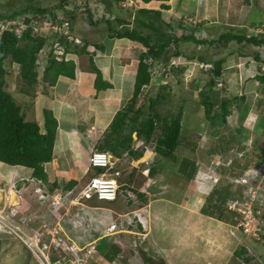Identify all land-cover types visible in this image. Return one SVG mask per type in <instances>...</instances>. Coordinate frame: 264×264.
I'll use <instances>...</instances> for the list:
<instances>
[{
    "label": "crops",
    "instance_id": "crops-1",
    "mask_svg": "<svg viewBox=\"0 0 264 264\" xmlns=\"http://www.w3.org/2000/svg\"><path fill=\"white\" fill-rule=\"evenodd\" d=\"M182 1L185 2V0ZM242 2L243 0H196L195 9L191 12V18H193L195 23H201L199 30H210V27L225 29L226 26L240 27L243 25L245 29L248 27L251 30L255 29L256 32L264 33V0H249L248 3L244 4ZM185 3L187 4V2ZM159 5L160 1L158 0H151L147 3L140 0L138 8L158 9ZM252 11H257V14L253 18H249ZM258 15H260V18ZM245 21L247 22L246 25ZM257 26H260V29ZM78 34L83 36L81 33ZM82 38L85 37L83 36ZM101 41H91L92 43L104 45L103 49L95 48L93 59L95 65L101 71L103 80L109 83V87L96 90L94 86L95 72L89 65V55L72 54L71 58L76 64L74 76L59 75L56 82L51 86L39 83L35 88V92H33V98L30 97L33 103L35 101L34 110L36 114L31 110L26 111V115L31 118L28 121H37L36 123L40 126L41 131H44L45 110L51 111L57 120L55 135V139L57 136V142L55 143L54 140L53 143V158L43 164L47 174L46 183L50 186L52 183H57L58 187L64 188L67 182L74 180L75 184L70 188H79L90 175L94 174L96 169L88 168L87 166L88 157L91 151L97 148L104 130L110 124L115 113L126 104L133 93L138 63L136 58L139 55L135 56V48H141V44L124 37L110 38L107 37V33L104 34ZM245 58H249V56H245ZM254 61V59H249L244 64L239 61L233 69L229 70L237 79V83L242 85L243 88L245 87V94L235 96L243 97L244 101L248 100L246 108L244 107L243 110H240L239 105H234V107L237 106V110L229 109V114L224 122L221 121V117L215 114H211L214 117L213 120L207 119L205 115L204 118L195 115V131L189 128V148H185L189 151V156L177 155L179 156V158H176L177 161L181 160L178 163L176 162L175 171L171 172L173 188L169 187V183L166 182L163 168L158 169L154 177L145 178L143 174V178L137 167L133 166L131 162L130 166L128 165L129 159L130 161L135 159L130 158L126 154L121 157L112 156L113 161L115 160V167L121 170V176L119 177L121 183H127V180H122V178L123 176L124 178L128 177L129 173H133L134 178L141 179L142 183L137 188L139 190L137 192L142 193L145 200L140 198L137 193V203L128 202L124 197L119 196L114 203L89 200L79 205L71 206L70 214L65 216L66 220L60 222L69 239L79 242L80 245H83V241H93L96 243L97 249L103 240L106 239L108 248H105L102 259L96 260V262L98 261L101 264H119V255L125 252L126 239L129 240L130 238L125 233L130 234V232H119L115 228V230L105 234L104 229L106 225L112 222V219L115 220L119 213L122 214L131 209L138 211L146 221L147 238L145 242L147 241V246L149 245L148 249L153 247L152 249L157 251L156 249L160 248L159 256H162V253L172 252L171 249H175L173 246L175 240H173L174 237L172 235L176 233V230L179 229L180 231L181 228L189 231L191 234L189 237H193L200 227L203 231L209 226L211 228L215 226L218 229L236 234L238 230L236 229L234 214L227 210L218 198L225 190H228L231 196L235 197L238 188L227 178L225 182L222 176L239 175L248 166L255 167L264 163V133L258 131V128H264V96L259 98L257 102V106L261 107L260 113L257 112L259 107L253 108L251 105V101L254 100L253 98L256 96L257 91L260 90V85L255 84L257 80L254 79V75L257 71L258 63L255 61V64ZM261 94L264 95L262 88ZM249 115L253 116L251 123L248 119ZM64 119H68L69 122L65 121L64 123ZM226 130H232L231 135L228 137L224 136ZM226 149L235 151L230 159L228 158L229 155L226 157ZM186 157L189 158V165L186 166V169H182L180 164ZM220 159L223 162L219 165L217 160ZM208 161H212V163L210 164ZM204 164L206 169L202 166ZM235 168L237 171H235ZM30 173L31 169L29 168L20 165H9L0 161V214L10 217L11 220L14 217L17 222L16 217L21 213L23 215V223L19 224L22 226L27 221L30 225L36 227L42 222L54 224L56 220L45 207L35 205L36 203H29V198L26 199L19 210L5 206L7 203V183L17 175L23 176ZM162 175L164 179L159 183L160 180L157 177ZM201 176L205 180L202 183L204 187H197ZM186 177L185 188L189 189V198L186 196L185 190L182 191L180 200L171 199L170 195L165 196L162 194L156 199L146 195L148 193L157 194L162 191L167 193L168 189H170V192L176 191L174 187H177L178 182ZM213 178H217V181L213 180ZM147 179H152L149 183L153 185H149V183L147 185ZM166 183H168V186ZM131 185L134 186L135 184L132 183ZM152 189L154 190L152 191ZM197 190L204 192L201 201L198 200L201 197L194 193L198 192ZM7 197H9V194ZM158 203H164L169 210L165 213L162 212L163 210H159ZM27 205H31L30 208L32 207L28 215L26 213L23 214V211H21ZM183 216L185 218L182 225H185L181 226L179 219ZM155 217L159 220L161 219V221L156 222L154 220ZM130 229L135 230V228ZM154 231L155 236H153ZM13 236L10 232L0 231V263L6 260H16L15 253L18 250L12 249L11 243L9 247L8 243H6L8 239L12 241L17 239ZM246 239L257 244L263 243L264 245V242H256L248 237ZM190 240L194 244L201 239L190 238ZM115 241L119 242L118 246L122 244L119 254L117 252L111 253L109 250L110 247L116 244ZM245 242V239L241 241L240 246ZM192 243L190 251L195 250L196 252L199 245H193ZM22 246L25 248L24 245ZM254 247L252 255L260 264H264V247H259V249ZM24 250L26 251L24 254L19 250L22 256V264L27 262L28 258L26 255L31 258V262L38 264L27 248ZM96 254L98 253L94 255ZM56 255L57 253L53 251V256L55 257ZM106 255L108 259L105 258ZM174 257L176 256H172V258ZM188 258L189 264H198L197 262H199L196 256L189 255ZM173 261V264L185 263L184 259L178 260L177 263L175 260Z\"/></svg>",
    "mask_w": 264,
    "mask_h": 264
},
{
    "label": "trees",
    "instance_id": "trees-1",
    "mask_svg": "<svg viewBox=\"0 0 264 264\" xmlns=\"http://www.w3.org/2000/svg\"><path fill=\"white\" fill-rule=\"evenodd\" d=\"M99 1L102 2L104 6H107L109 12H112V7L115 6V8H117V4L120 0ZM141 1L147 3L151 0ZM158 1H160L158 9L141 7L130 14L129 19L115 15V25L110 19L107 18L105 20L108 28L107 37L128 38L139 42L145 49L141 51L137 57L138 63L131 97L126 104L115 113L110 124L104 130L97 148L93 150L105 151L115 157H121L123 154H126L130 158L139 159L142 157L148 144L152 143L154 139L155 155L176 161L177 154H175V149L179 145L184 148H189V140H185L186 136H183L181 113L176 115H174V113L162 115L157 110L156 106L166 97L164 93H156L155 97H150L149 104L146 106L143 104L137 105L139 94L143 87L148 85L151 80V69L153 65L160 64L162 67H165V65L170 64L171 58H177L183 55L184 53L179 49L180 42L189 41L196 45L208 46L218 45L217 49L219 45L228 47L232 42L240 45V47H260L264 45V33H260V35L257 33H248L245 28L235 26H226L224 31H220L215 38L211 39L198 38L195 36L194 31L191 30L189 34L181 33L177 35L172 24H166V28H163L161 25V23L164 22L162 18L163 11L170 8L169 3H166L168 0ZM0 2H2L0 3V21L12 22L15 20H22L25 24V28L20 32L8 28L0 34V161L9 165H20L29 168L31 169L30 174L46 182L47 174L43 164L51 161L53 158V143L57 130V120L51 111L45 110L44 131H41L40 126L35 121L24 119L20 105L13 99L11 93L6 90L7 70L5 61L7 60L9 63H16L20 66V76L26 85V87L24 86L22 89L25 92H29L33 89L35 90L39 83H45L47 86L53 85L59 75L73 77L76 64L71 58V55L88 54L89 65L95 72V89L101 90L110 85L103 80L100 69L94 63L93 57L96 50L92 52V47L103 49L104 45L92 43L87 38H82L83 36L79 35L78 32L73 31L74 24L72 20L76 15L74 9L68 7L71 3L70 0H0ZM244 2L248 3L249 0H244ZM58 12L62 13L61 17L57 15ZM39 18H41V20H39ZM63 18L69 19V32L78 35L82 39L83 44L81 47L77 45L72 46L65 35L56 38L57 35L50 32L39 35L33 31V24L39 26L41 22L61 23L64 20ZM130 24H133V26L130 27ZM177 26H181V24ZM198 28H201V23L196 25V29ZM143 29L150 30V32L144 33L142 31ZM48 38H54L59 45H64L66 52L65 55H62L63 57L61 59H57L54 55L52 43H49L47 49L48 54L41 75L36 63L38 59L37 54L47 43ZM228 53L237 54L238 56L251 55L253 59L256 60L258 68L254 75V79L258 81V84L264 91V69L262 67L264 65V57L261 56V53L257 50L250 53L240 50H237L235 53L234 50H231ZM66 56L67 58H65ZM185 56L189 59L197 58L203 63L209 64V67L204 69L206 70L205 73L207 78L204 82V88L199 94L201 96L200 103L204 106L205 117L213 120L214 117L211 116V112L215 103L212 96L214 93H217L213 87L218 81L221 82L220 79L225 57L212 59V57L207 56L206 53H200L199 55L189 54ZM172 68L178 67L173 66ZM180 70L182 71L183 69L181 68ZM238 98L242 103L244 102L243 97ZM234 99H236L235 96L232 99L223 98L220 101V117L222 122L225 121L226 116L229 114V106ZM138 140H140L142 144L136 146L135 142ZM181 163L180 167L186 169V166L189 165V158L186 157ZM261 165L264 166V163ZM146 168L148 169L149 175H143L145 178L154 177L158 170L156 165H147ZM160 168H162V166H160L159 169ZM93 169H96L93 174L95 175L103 171L104 168L94 167ZM243 171L239 175H229V178L241 176ZM258 178L259 174L255 177L251 176L249 182L254 184ZM122 180H127V183L119 188L117 197L122 196L123 190L129 187H131L136 194L139 192L137 188H139L142 181L141 179L138 180L134 178L133 173H129L126 178L123 176ZM132 183L135 185H131ZM74 184L75 181L70 180L62 189H69ZM47 186L50 191H53L55 188H61L57 186V183H52L51 186L47 184ZM2 190L4 189L2 188ZM237 191L234 197L231 196L228 190H225L218 198L222 205L224 204L223 206L234 214L233 216L236 224L237 220L235 217L238 216V213L228 207V202L241 196L242 188L238 187ZM138 195L140 198L144 199L142 193H138ZM117 197L114 200H93L103 203H114L117 201ZM127 201L131 202L130 200ZM137 228L139 230L141 229L140 224ZM236 229L243 234L239 227H236ZM244 236L247 237L246 235ZM146 238L139 242H145ZM255 241L264 242V235L261 233V237ZM29 252L31 253V251ZM146 255L148 257L143 256V260L153 264V258L148 255V253H146ZM233 255L239 258L236 264H260L259 261L255 260L254 255L248 253L246 247L243 245L240 246L238 250H235ZM159 264H162V260L159 261Z\"/></svg>",
    "mask_w": 264,
    "mask_h": 264
},
{
    "label": "rangeland",
    "instance_id": "rangeland-1",
    "mask_svg": "<svg viewBox=\"0 0 264 264\" xmlns=\"http://www.w3.org/2000/svg\"><path fill=\"white\" fill-rule=\"evenodd\" d=\"M182 0H168L167 3H169L170 8L168 10L163 11L162 18H163V23H161L163 28H166V24H172L175 28V32L177 35H180L181 33H186L189 34V31H194V34L198 38H204L206 37L207 39L214 38L218 35L220 31H224L225 29H220V28H214L210 27V30H199L196 29V24L193 21V18H191L192 13L195 9V3L196 0H185V2H181ZM70 4L68 7H71L75 11L76 17L72 20L73 22V31L81 33L85 38H87L90 41H96V42H102L101 38L104 36L105 33H107L108 28H107V23L106 19H110L112 23L115 25V15H119L120 17H123L125 19L130 18V14H132L134 11L139 9L138 7L140 6V0H120L117 4V8L112 7L113 10L112 12H109L107 9V6L100 2L99 0H70ZM2 3V2H0ZM6 3V1H5ZM243 4L245 3L244 0L242 2ZM264 4V2H263ZM188 5V6H187ZM189 7V8H188ZM257 14V11H252L251 16L249 18H253L254 15ZM57 15L61 17L62 13L58 12ZM260 18V15H258ZM41 20V18H39ZM35 23V21H34ZM181 26H177L180 25ZM247 22L245 21V25ZM41 25L38 31V34H45L49 26L45 23L43 24L42 22L39 24ZM130 27L133 26V24L129 25ZM23 26L19 24L15 29L16 32L19 31ZM240 27H243L240 26ZM260 29V26H257ZM244 28V27H243ZM248 28V27H247ZM246 31L248 33H255V29H247ZM252 28V27H251ZM51 29V27H50ZM169 29V28H167ZM50 30H48L49 32ZM144 33L150 32V30L143 29L142 30ZM104 33V34H103ZM258 35H260V31L256 32ZM80 35V34H79ZM218 45H196L192 42L186 41V42H180L179 43V49L184 53L183 55L175 58H171V62L168 65H165V67H162L160 64L157 65V67H153L151 69L152 71V77L148 85L144 86L141 93L139 94L137 98V105L143 104V105H148L149 104V98L150 97H155L156 93H164L166 94L165 99L160 102L156 108L157 110L162 114V115H168L170 113L180 114L181 117V124H182V131H183V136L185 137V140H189V128L193 131L195 128V115H198L202 118H204V106L200 103L201 101V96H200V91L204 88V82L206 81L207 75L205 73L207 67H209V64L203 63L202 61L198 60L197 58H192L189 59L185 55L189 54H196L199 55L200 53H206L207 56L212 57V59H216L218 57H225V61L223 63V71L221 75V84L218 86V89H214L217 91L212 97L214 99L215 106L213 108V113L217 116L220 117L221 111H220V101L223 98H229L232 99L235 95H241L245 94L244 91L245 87L243 88L242 85H239L237 83V79H235V76L233 73L229 72V70L233 69L234 66H236V63L238 64L239 61L240 63H243L245 61H249V59H253V57L250 55L249 58H245V56H238L237 54H229L228 52L231 50H234L235 53L237 50L243 51V52H254V51H259L261 53V56L264 57V45L260 47H253V46H245V47H240V45L232 42L228 47H222L219 45V48L217 49ZM92 47V46H91ZM91 49V48H90ZM144 47L141 48H135V56H137L141 51H144ZM95 50V47H92V52ZM172 50V48H171ZM47 49L40 51L37 54V65H38V71L42 75L43 68L45 66V60L47 56ZM137 59V58H136ZM239 60V61H238ZM138 61V59H137ZM172 61L176 63V65L172 64ZM256 61V60H255ZM254 63L256 64V62ZM161 66V67H160ZM178 67V68H172V67ZM5 67L7 70L6 74V90L11 93L13 96V99L20 105L21 107V112L24 116L25 120L31 119L30 116L26 115V111L31 110L34 114H36V111L34 110V105L35 101L33 103L32 99L34 96L35 90H31L29 92L23 91V87L26 85L24 84L21 76H20V66L16 63H9V61H5ZM264 68V65L262 66ZM183 69L182 71L180 69ZM224 68H229V69H224ZM228 70V71H227ZM40 77V75H39ZM258 85V81L255 83ZM197 87V88H196ZM264 95L261 94V86L260 90L257 91L256 96L253 98L254 100L251 101V105L254 108H258L257 102L259 98L263 97ZM31 97V98H30ZM236 99L233 100L231 105L229 106V109L231 110H237L234 105H240V110H243V108L248 105V100L242 101L238 98V96H235ZM258 113L261 112V107H259ZM257 113V114H258ZM248 119L250 123L253 120V116L249 115ZM69 122V120L64 119L63 122L65 123ZM37 122V121H36ZM258 131H262L264 133V128H258ZM232 133V130H226L224 132V136L228 137ZM134 136V134H133ZM57 142V136L55 139V143ZM142 142L140 140L135 142L136 146L141 145ZM227 154L226 157L229 155V159L231 155L235 152L232 149H226ZM230 153V154H228ZM175 154L177 155H187L189 156V151L186 150L183 146H178L175 149ZM253 157V156H251ZM176 158H179L177 156ZM254 158V157H253ZM181 160V159H180ZM176 159V161L170 160V159H165L162 158L158 155H155L154 153V139L152 140V143H149L148 146L145 149L144 154L139 160L138 163V169L139 172L142 168L146 167L147 165H156L157 168L159 169L160 166H162L164 174H165V180L166 182L169 183V187L173 188L172 183H173V178L171 176V172L175 171V167L177 163L180 161ZM128 165L130 166V159L128 160ZM177 162V163H176ZM209 163H212V161H208ZM223 162V160H217V163L220 165V163ZM202 164V163H201ZM206 169V165H202ZM222 166V165H221ZM241 166V165H240ZM238 166V167H240ZM129 169V168H127ZM165 169V170H164ZM130 170V169H129ZM235 171L237 169L235 168ZM143 175L142 173H140ZM149 175V174H148ZM184 176V175H183ZM223 180L226 182L227 179L231 180L229 177L222 176ZM161 183V181L164 179L163 175L160 177H157ZM227 178V179H226ZM185 179H182L178 182L177 187H174L176 191L170 192V189L167 190V193L162 191L161 193H148L146 195L150 196L152 199H156L160 197L162 194L165 196H171V199L174 200H180L182 197V191L185 190L186 196L189 198V189L185 188ZM204 178L201 176L198 184L201 187ZM60 180V179H59ZM152 179L146 180V184L148 185L149 182H151ZM166 183V185L168 184ZM145 184V185H146ZM151 183H149L150 185ZM146 185V186H147ZM153 185V184H151ZM234 185V184H233ZM7 186V185H6ZM168 186V185H167ZM236 186V185H235ZM152 187V186H151ZM239 186H236V188ZM154 189H152L153 191ZM160 190V188H159ZM198 191V190H197ZM151 192V191H150ZM238 191H236L237 194ZM197 193L201 201L204 192L202 190H199ZM202 193V194H201ZM13 194V195H12ZM193 195V194H192ZM195 196V195H194ZM196 197V196H195ZM6 205L5 206H10L16 205L17 201V195L15 191H11L9 194V197L6 200ZM29 203H35L32 198L29 199ZM37 205V204H35ZM157 205V203H156ZM160 209L163 210L162 212H167L168 207L165 206L164 203H158ZM18 206V205H17ZM22 206V205H21ZM31 206V205H30ZM30 206H26L23 210V214H27L29 210H31ZM136 207V206H135ZM134 207V208H135ZM23 208V207H22ZM133 210V209H131ZM130 210V211H131ZM157 212H159L156 209ZM155 211V212H156ZM50 214V213H49ZM37 215V214H35ZM11 216V215H10ZM118 216V215H117ZM22 217L23 215L19 213V215L16 217L17 223H23L22 222ZM117 217H115L116 219ZM185 216L181 217L180 220V225L184 226L185 224L182 225V222L184 221ZM13 220L15 221L14 217ZM156 222H160L161 219L159 220L158 218H154ZM16 222V221H15ZM41 223H39L40 225ZM53 224V223H52ZM50 223L49 225L52 226ZM22 226V225H21ZM26 229L30 228H36L34 225H30L27 221L23 225ZM189 226V225H188ZM213 226V225H212ZM179 228H181L179 226ZM188 234H187V233ZM129 235L130 238L129 240L126 239V247H125V252L121 253L119 255L120 257L118 258L119 264H151L149 261L143 260V256H146V253L150 255L153 259V264H159V261L162 260V264H173L175 260L176 263L180 259H184L185 263L184 264H189V255H193L198 257L199 262L198 264H236L239 261V258L234 257V251L238 250L240 247L241 241L245 239V243L243 246L247 247L250 251L251 254L254 253L253 251V246L254 248L259 249V247H264L263 243H254L253 241H250L246 239V237L240 232L237 231L236 234L230 233L221 229L216 228L213 226L212 228L206 227V229H203L200 227L198 231L195 233V235L192 237H189L191 234L187 229H179L176 230V233L172 235L174 237L173 240H175L174 250L172 252H167V254L162 253V256H159L160 248H157L155 251L154 249L150 248L148 249L149 245L147 246V241L146 242H139L136 241L134 243V238L135 235L127 234ZM117 235V234H116ZM153 236H155V231L153 233ZM228 236V237H227ZM14 237V236H13ZM190 238H200L199 242L192 243ZM4 241V240H3ZM83 245L92 242V241H83ZM116 242V241H115ZM114 242V243H115ZM124 242V241H123ZM8 243V247L10 246L11 243V248L14 250H18L17 253H15L16 260H6L2 261L0 264H22V256L19 253V250H21V253L24 254L26 251L24 250L25 248L22 246L23 244L18 240L14 239L13 241L11 239H8L6 241ZM81 243V242H80ZM119 243V242H118ZM116 242L112 247H110V252L114 253L117 252L118 254L121 252L119 249L122 248V244H119ZM149 243V241H148ZM191 243L193 245H199L197 251L191 250L190 251V245ZM135 245V246H134ZM249 245V246H248ZM97 248V246H96ZM105 248H108L106 245V239L103 240L101 245L98 248V251L96 255H94L93 260H99L102 259V256L104 255V251L106 250ZM118 248V249H117ZM135 249V250H134ZM176 252V254H174ZM249 253V252H248ZM14 254V253H13ZM103 254V255H102ZM172 256H176L172 258ZM27 262H23V264H34V262H31V258L26 255ZM122 257V258H121ZM257 257V256H256ZM5 258V257H3ZM106 259H108V256H105ZM13 259V258H12ZM178 259V260H176ZM29 261V262H28ZM164 261V262H163Z\"/></svg>",
    "mask_w": 264,
    "mask_h": 264
},
{
    "label": "built area",
    "instance_id": "built-area-1",
    "mask_svg": "<svg viewBox=\"0 0 264 264\" xmlns=\"http://www.w3.org/2000/svg\"><path fill=\"white\" fill-rule=\"evenodd\" d=\"M63 19L61 23L55 24L42 22L49 26L45 32L50 30V33L57 35L56 38L65 35L72 46L81 47L83 44L82 39L78 35L69 32V19ZM19 24L23 27L17 32L25 28L22 20L0 21V34L8 28L16 31L15 28ZM40 26L33 24L34 33H38L39 29L41 30ZM49 43H52L56 58L61 59L62 55H65L66 50L64 45H59L54 38H48L47 43L40 51L48 49ZM172 63L174 62L172 61ZM153 67H157V65L154 64ZM220 84L221 82L218 81L213 89H218ZM130 162L138 168L139 159ZM87 166L88 168L102 167L104 169L98 174L89 176L79 188L73 187L64 190L55 188L50 191L46 182L34 175L20 176L8 183L6 198H8L7 196L11 191H15L18 201L16 205H13L15 210L27 198H32L37 205L45 207L56 220L52 226L47 222H42L36 228L26 229L8 219L6 215L0 214V227L12 233L31 251L38 264H101L93 260L94 254L98 251L95 242L92 241L80 245L79 242L71 241L60 224L62 220H66L65 216L70 214L71 206L93 199L114 200L117 197L119 188L123 185L119 181L121 170L115 167V160L113 161L112 155L108 154V152L93 150L88 157ZM140 172L147 175L148 169L142 168ZM258 174L259 178L256 183H250L249 178ZM230 179L234 185L242 188L241 196L228 202V207L238 213V216L235 217L237 220L236 227H239L247 237L259 239L261 233L264 235V166H248L241 176H235ZM213 180H217V178H213ZM122 196L132 203L138 202L137 194L131 187L125 188ZM139 224L141 226L140 230L137 228ZM115 228L119 232H130L131 235H135L134 243L144 240L147 235L146 221L136 210L119 213L115 220L112 219V222L105 226L104 233L108 234ZM130 228H135V230ZM246 249L250 253L247 247ZM53 251L57 253L55 257L53 256Z\"/></svg>",
    "mask_w": 264,
    "mask_h": 264
},
{
    "label": "clouds",
    "instance_id": "clouds-1",
    "mask_svg": "<svg viewBox=\"0 0 264 264\" xmlns=\"http://www.w3.org/2000/svg\"><path fill=\"white\" fill-rule=\"evenodd\" d=\"M145 152V151H144ZM144 154V153H143ZM257 166H260V165H256L255 167H257ZM247 168V167H246ZM245 168V169H246ZM244 169V170H245ZM27 175H32V174H27ZM27 175H23V176H27ZM20 176L19 175H17V176H15V178L13 177L10 181H12V180H14V179H16V178H19ZM9 181V182H10ZM215 181H217V180H215ZM8 182V183H9ZM8 183H7V185H8ZM5 200V199H4ZM26 201V200H25ZM24 202H22L21 203V205L23 204ZM21 205L19 206V208L17 209V210H19L20 209V207H21ZM12 207H13V205H12ZM14 209V208H13ZM15 210V209H14ZM8 217V216H7ZM8 219H10L11 220V218L10 217H8ZM114 220V219H113ZM11 221H13V220H11ZM15 222V221H14ZM15 223H17V222H15ZM112 230H115V229H112ZM0 231H5V232H7L6 230H3L1 227H0ZM248 238H250V237H248ZM250 239H253V238H250ZM255 240H257V239H255ZM246 247V246H245Z\"/></svg>",
    "mask_w": 264,
    "mask_h": 264
},
{
    "label": "bare ground",
    "instance_id": "bare-ground-1",
    "mask_svg": "<svg viewBox=\"0 0 264 264\" xmlns=\"http://www.w3.org/2000/svg\"><path fill=\"white\" fill-rule=\"evenodd\" d=\"M13 195V194H12Z\"/></svg>",
    "mask_w": 264,
    "mask_h": 264
}]
</instances>
